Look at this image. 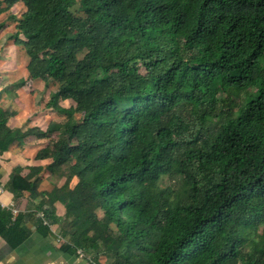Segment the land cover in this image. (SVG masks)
Segmentation results:
<instances>
[{
  "label": "trees",
  "instance_id": "obj_1",
  "mask_svg": "<svg viewBox=\"0 0 264 264\" xmlns=\"http://www.w3.org/2000/svg\"><path fill=\"white\" fill-rule=\"evenodd\" d=\"M18 3L15 85L52 82L45 107L65 118L9 128L0 107V153L56 133L35 159L65 182L13 168L28 206L0 207L6 243L58 223L57 250L91 264H264V0H0V16Z\"/></svg>",
  "mask_w": 264,
  "mask_h": 264
},
{
  "label": "crops",
  "instance_id": "obj_2",
  "mask_svg": "<svg viewBox=\"0 0 264 264\" xmlns=\"http://www.w3.org/2000/svg\"><path fill=\"white\" fill-rule=\"evenodd\" d=\"M6 45L13 46L15 44L6 43ZM10 57L14 59L13 55L8 54L7 59H9ZM24 58L26 60L25 56L22 59ZM17 60H18V63L19 61L23 62L21 61L20 58ZM6 62L7 63L11 62L14 64L16 63L15 60H7ZM23 65H24V74L21 76L23 79H26V61ZM3 66H0V79L1 78L3 79V80H0V107L6 110L8 109L7 107L12 106L16 111V114L11 117L8 116V113L6 114V118H7L6 125L9 128H21V129L26 130V109L24 107V103L23 101H19L18 100L19 98L17 96L12 97L14 94L12 92L11 87L9 86V84H12V83L5 81V79L9 77L10 73L11 74L14 73L13 72L14 70L11 71V68L13 65L10 66L6 64ZM16 93L21 94L20 91H17ZM21 97L24 98L22 95ZM16 99L18 100L17 103H19L21 106L19 108H18L19 104L14 102V100ZM21 110L22 112L24 111L23 114ZM32 137L34 136L29 135L23 139H17L12 144H10V146L8 147L6 151L0 153V207L5 208L7 210L8 209L11 210L13 214L12 219L15 218V215L17 213L25 211L28 206V203L26 204V195H27L26 192H23L22 194H14L10 192L8 188L6 187L7 181L9 180L10 173L13 170V168L16 166H21L23 168L21 174L26 175L29 172V169H28L29 167H32V166L42 167L43 169L38 173L39 178H40L39 190H42L41 184H43L46 181L47 182L49 181L48 179L47 180L42 179L43 178L42 175L45 172L48 173V175H50V172L47 169H45V166L46 164L50 162V159H35V154L37 153L38 150H40L43 147H39V146H36V144H33L34 140L32 139ZM54 205L56 207V216H58L59 218H62L64 215V210H63L62 215H59L57 212H58V205L62 207L63 205L60 202H55ZM28 224L30 225L32 229H34L31 223H28ZM58 225H59L58 223L49 224L50 230L52 232L51 234L55 233V230L53 228L56 229ZM51 234H48L46 237H44L45 239H42V241H39L40 235H38L36 232L33 231L31 235L32 239L30 241H26L23 244L19 245L16 249H12L6 243L4 238L0 236V264H13L16 258H20V261L23 259L27 260L30 254L37 255L36 250L38 252V258H39L38 261L42 262V263H37V264H46V263H43L46 260H49L48 264H52L54 262H59V264H73L71 260V256H68L69 258L66 260L62 259L63 257H61L62 256L61 253L57 250V246L59 243H56V245H53L54 248L50 247L51 241L48 240L47 238L51 237L50 236ZM32 240H34V242H32ZM101 257H104V256H101Z\"/></svg>",
  "mask_w": 264,
  "mask_h": 264
},
{
  "label": "rangeland",
  "instance_id": "obj_3",
  "mask_svg": "<svg viewBox=\"0 0 264 264\" xmlns=\"http://www.w3.org/2000/svg\"><path fill=\"white\" fill-rule=\"evenodd\" d=\"M25 10L24 6L20 3L12 6L7 12H5L3 15L0 16V21H4L5 25L4 27L0 30V66L3 65H10L12 66L11 71L14 70L13 74L10 73L9 77L5 79V81L11 82L12 84H9V86L12 89L13 92V96H17L19 99V101H23L24 103V107L26 109V126H36L42 130H45L48 123L52 122V121H62L65 116L56 111L55 109L52 108H48L45 107V103L48 100V96H49V92L53 90L52 87V82L45 84L43 81L41 80H27L23 86L21 87H17L15 85L16 81L20 78H22L21 75L24 74V63L26 61L27 63V56L25 55L23 49L21 46L18 45H13V46H8L6 45V43H14L13 42V37L12 34L15 31V20L13 18H11V16H20V14ZM14 47V48H13ZM8 54L9 55H13L14 59L12 57L8 58ZM5 55V56H4ZM20 55V56H19ZM26 57L22 59L23 57ZM21 59V61L18 63L17 59ZM7 60H15V64L14 63H7ZM21 63V64H20ZM17 65V66H16ZM4 67V66H3ZM17 67V68H16ZM19 67V68H18ZM27 71H26V77H27ZM0 80H3L2 78ZM20 91L21 94H17L16 92ZM21 95L24 97L22 98ZM17 99L14 100L15 103H17L18 101ZM14 103V104H15ZM72 102H61L62 105L65 106H70ZM19 104V103H17ZM21 107L20 104L18 105V108ZM8 109H4L5 111H7L6 113H8V116H14L16 114L15 109L12 106L7 107ZM24 109V110H25ZM22 112V110H21ZM18 113V111H17ZM24 113V111L22 112V114ZM21 115V114H20ZM22 116V115H21ZM76 120L80 121L79 116H76ZM56 133L54 134H49V136H46V138L44 137H36L35 135H32L34 137H32V139L34 140L33 144H36V146L39 147H45L46 145H48V143L53 142L56 139ZM42 179H48L49 181L44 182L43 184H41V189H45V190H51L54 186H61L64 182H65V177H59V179L55 178V177H49L48 173H44L42 175ZM76 182V178H73L70 185L74 184ZM171 183V180L168 177H163L162 181H161V186L167 185ZM40 187V186H39ZM63 207L58 205V214L62 215L63 214ZM98 216H101V212H98ZM263 225H259L258 227V232H261ZM55 230V233L51 234L49 238H47L48 240H50L51 242V246L53 247V245H56V243H59V241L61 240H68V236L66 237H62L61 233L59 232L60 230V225L57 226V228H53ZM32 242H34V240H32ZM31 242V243H32ZM50 245V244H49ZM54 248V247H53ZM56 251V250H55ZM81 252V251H78ZM63 257V260L68 259L69 257L66 256L65 254H61ZM86 255V253H85ZM88 256V255H86ZM82 253H79L78 256H72L71 260L73 262V264H91V261L87 258L85 259ZM89 257V256H88ZM99 261H101L100 263L104 264L105 262V258L101 257L99 258ZM25 259L19 261V264H31L30 262H27ZM49 260L44 261L43 263H48Z\"/></svg>",
  "mask_w": 264,
  "mask_h": 264
}]
</instances>
